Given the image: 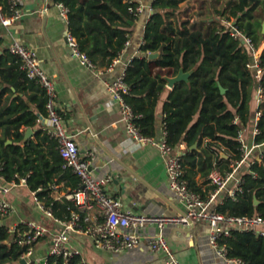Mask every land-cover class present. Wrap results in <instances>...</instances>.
Instances as JSON below:
<instances>
[{
  "label": "trees",
  "instance_id": "trees-1",
  "mask_svg": "<svg viewBox=\"0 0 264 264\" xmlns=\"http://www.w3.org/2000/svg\"><path fill=\"white\" fill-rule=\"evenodd\" d=\"M1 1L9 10V0ZM130 1L57 0L68 9L71 33L81 51L97 67L112 66L131 39L130 28L137 18L130 8L139 2ZM192 3H197V10ZM205 5L208 9H204ZM151 7L153 13L140 47L142 55L135 57L125 71L129 91L124 97L140 133L156 139L158 107L166 92L167 77H176L181 71L191 73L187 81L174 85L163 103V125L166 142L173 149L186 144L191 150L183 157L185 179L193 191L208 199L216 188L209 182L212 172L232 173L242 159L239 135L253 120L252 102L259 85L264 90V75L261 82L255 79L248 68L253 62L252 53L241 38L233 36L228 22L259 49L264 41V0H153ZM151 54L159 57L151 59ZM261 59L264 69V50ZM21 65L16 55L3 49L0 38V74L13 85L23 81L41 91L46 116V93L28 78ZM37 120L24 104L0 108V175L7 183L19 184L25 178L27 186L45 209L52 210L55 219L69 222L75 213L84 217L71 200L55 198L59 192L78 189L80 180L63 168L58 142L51 133H38L35 141L22 144L20 128L35 127ZM258 129L255 142L262 144L264 103ZM8 140L13 144L8 145ZM43 142L49 145L51 159L42 148ZM194 146L197 148L192 150ZM223 153L229 158H224ZM198 174L205 179L204 189L195 180ZM242 179V192L236 198L224 196L217 210L228 216L264 217V158L255 161ZM62 183L64 187H60ZM220 244L226 246L231 259L243 264H264V238L257 234L235 230ZM27 249L11 243L7 226L0 227V264H21ZM47 264L88 263L80 254H74L68 259L48 256Z\"/></svg>",
  "mask_w": 264,
  "mask_h": 264
},
{
  "label": "crops",
  "instance_id": "crops-1",
  "mask_svg": "<svg viewBox=\"0 0 264 264\" xmlns=\"http://www.w3.org/2000/svg\"><path fill=\"white\" fill-rule=\"evenodd\" d=\"M148 9L153 0H140ZM212 3V2H211ZM210 3V4H211ZM197 10V3H192ZM219 6V5H217ZM23 18L17 29L0 26V38L3 49H8L14 42H19L38 54L42 68L53 79L58 93V107L63 114L64 123L74 137L83 154L92 155V171L98 176L109 175L111 181L106 186L109 196L119 199L123 208L136 214L178 215L184 213V207L171 193L168 186L166 156L162 150L150 143H138L128 134L120 108L111 98L107 86L115 81L127 68L129 62L138 57L143 43L145 28L150 13L140 15L133 23L131 46L120 57L117 64L105 68L98 66L91 69L75 58L67 44L71 32L68 18L62 15L57 0H21ZM208 9V5L204 6ZM212 8V7H211ZM194 10V11H195ZM263 52V51H262ZM262 54V53H261ZM172 89L166 88L158 107V130L156 141L163 138V103ZM45 97L41 91L21 81L13 85L0 74V108L24 104L29 112L37 117L33 136L26 140L28 127L20 128V139L26 145L35 141L38 133H50V123L43 113ZM257 109V98L252 102V112ZM22 112V114H24ZM246 144L257 155L264 146L257 147L250 123L246 129ZM11 143H8L10 142ZM7 144H13L8 140ZM42 148L49 159L48 143ZM179 153L186 156L191 151L186 144H181ZM226 155V154H222ZM224 157V156H223ZM229 158L228 155L224 157ZM247 167L239 169L243 175ZM198 186L205 188V179L200 174L195 178ZM7 183L0 175V195ZM64 187V183L60 185ZM223 191L220 198L227 195ZM64 192L55 195L61 199ZM7 198L15 207V213L3 225L11 227L20 222H35L47 225L53 233L62 229L54 224L39 209L33 192L27 185L13 187ZM156 227H148L142 232L143 246L135 251L113 252L97 248L91 236L78 230L69 232L68 246L80 254L88 264H164L165 257L150 252L146 248L147 235L157 232ZM210 227L206 222H195L190 228L170 227L165 231V238L172 252L181 264H231L222 258L209 241ZM51 235L39 241L35 255L43 263L50 254Z\"/></svg>",
  "mask_w": 264,
  "mask_h": 264
},
{
  "label": "built area",
  "instance_id": "built-area-1",
  "mask_svg": "<svg viewBox=\"0 0 264 264\" xmlns=\"http://www.w3.org/2000/svg\"><path fill=\"white\" fill-rule=\"evenodd\" d=\"M133 2L134 0L130 1V3ZM135 2H139V4L136 7H131L130 11L136 18L146 12L150 13V15L153 13L152 7L147 9L140 0H135ZM20 4L21 0H9L10 8L6 10L0 0V26L7 29H17L19 27L24 16ZM58 6L62 10V15L68 18V9L63 4H58ZM228 24L233 36L241 38L244 45L252 53L253 62L248 65V68L253 72L255 79L261 82L264 69L260 48L257 49L252 39L241 35L231 23L228 22ZM67 44L72 55L82 65L93 70L97 69V66L90 58L81 51L77 39L71 32L67 36ZM130 46L131 39L127 41L120 57ZM8 49L21 60V67L27 73L28 78L36 81L46 93V118L50 123V133L58 142L57 149L63 160V168L71 170L80 180V187L64 193L63 197L74 202L79 212L84 213V217L79 213H75L69 222L55 219L52 210L45 209L36 197V193L33 192L39 209L49 220L56 225H60L62 229L53 233L47 225L35 222H20L17 225L7 227L11 243L28 247L21 261L25 260L27 264H47V259L43 263L36 258L35 251L38 242L48 235L52 237L49 256H61L64 259H68L74 254H78L68 246V234L70 231L78 230L91 236L97 248L119 253L140 249L143 246L142 232L148 227H156L157 232L146 236V248L154 254L163 255L165 257L164 264H181L165 238V231L170 227L190 228L195 222H206L210 227V244L216 249L218 254L231 264H243L239 259L228 257L227 248L220 244V240L229 237L235 230L252 232L264 238V217L261 215L251 217L228 216L220 213L217 210V206L222 203L221 193L228 189V185L231 182H233V187L227 193L228 196L236 198L237 194L242 192L243 175H239V169L246 166L248 171L255 161H262L264 158V150H262L254 159H251L252 149L248 148L243 137L247 127L239 135V140L242 143V159L237 162L232 173L223 175L217 170L212 172L209 176V182L210 185L216 188L210 193L208 199H204L200 194L192 190L188 180L185 179L184 156L179 153L178 148L173 149L166 142L165 129L163 128L162 141L157 142L154 138L144 137L133 122L135 115L124 97L129 91L128 85L124 80L126 68L115 81L108 84L107 90L113 101L118 104L131 138L138 143H150L158 146L166 156L168 186L171 193L184 207V213L178 215H153L126 211L119 199L109 196L106 192V186L111 181V177L109 175L98 176L93 173V156L83 154L74 137L69 133L64 123L63 114L58 107V93L55 82L42 68L37 52L19 42L12 43ZM141 55L142 53L139 50L137 56L140 57ZM120 57L114 61L113 65L119 62ZM256 98L257 109L251 122L254 138L260 134L258 122L262 117V106L264 103V90L260 85L256 91ZM256 145L257 147H262L264 143H256ZM20 180L19 184L27 185L25 178ZM19 184L12 182L9 183L8 187H4L1 190L0 222L2 224L15 213V207L7 198V195L13 187H17ZM84 223L87 224L86 228L83 227Z\"/></svg>",
  "mask_w": 264,
  "mask_h": 264
},
{
  "label": "water",
  "instance_id": "water-1",
  "mask_svg": "<svg viewBox=\"0 0 264 264\" xmlns=\"http://www.w3.org/2000/svg\"><path fill=\"white\" fill-rule=\"evenodd\" d=\"M263 34H264V24H263ZM243 42V40H242ZM159 57V54H151L150 55V58L151 59H155V58H158ZM190 75L191 73H185L184 71H181L180 74L176 77H167V81H168V87L173 89L174 85L179 82V81H187L189 78H190ZM222 89V93H226V90L224 88H221ZM33 133H34V130L33 128H28L27 131H26V135H25V138L26 140H28L30 137L33 136ZM8 143H11L8 142ZM197 148V146H194L192 148V150H195ZM224 157H226V155H223ZM256 205L259 204L258 200L255 201ZM3 224L0 222V227L2 226ZM21 264H27L25 260H22L21 261Z\"/></svg>",
  "mask_w": 264,
  "mask_h": 264
},
{
  "label": "rangeland",
  "instance_id": "rangeland-1",
  "mask_svg": "<svg viewBox=\"0 0 264 264\" xmlns=\"http://www.w3.org/2000/svg\"><path fill=\"white\" fill-rule=\"evenodd\" d=\"M193 12V11H192ZM264 50V41H263V43H262V45H261V47H260V49H259V51H260V53H262V51ZM246 133L244 134V139L246 140ZM258 154V153H257ZM257 155H252V157H251V159H254L255 157H256Z\"/></svg>",
  "mask_w": 264,
  "mask_h": 264
}]
</instances>
